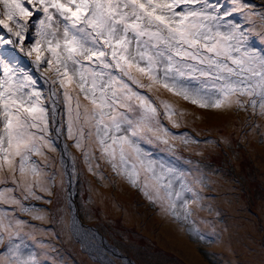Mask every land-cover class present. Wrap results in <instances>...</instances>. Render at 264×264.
Here are the masks:
<instances>
[{
    "label": "snow or ice",
    "instance_id": "obj_1",
    "mask_svg": "<svg viewBox=\"0 0 264 264\" xmlns=\"http://www.w3.org/2000/svg\"><path fill=\"white\" fill-rule=\"evenodd\" d=\"M193 109L243 113L240 131L264 144V0H0V264H67L53 255L63 238L95 246L64 195L85 172L204 241L214 170L182 153L231 139H200L219 129ZM207 242L221 243L215 228Z\"/></svg>",
    "mask_w": 264,
    "mask_h": 264
},
{
    "label": "rangeland",
    "instance_id": "obj_2",
    "mask_svg": "<svg viewBox=\"0 0 264 264\" xmlns=\"http://www.w3.org/2000/svg\"><path fill=\"white\" fill-rule=\"evenodd\" d=\"M252 2L259 5L260 0H252ZM165 98L173 100L180 106H187L182 100H177L167 94H165ZM193 110L202 112L198 109ZM202 114L209 117L206 121L207 126L213 128V125L216 124L220 132H202L200 139L214 138L219 135L228 136L231 139L230 146L221 145V148L214 152L205 149L203 157L182 153L185 158L192 159L194 163L199 161L202 166L210 165L211 170H214L213 178L217 177L221 184H224L218 188L212 185L204 193L206 197H214V199L204 201L206 206L211 205L213 211L209 212L206 207L196 219L195 226L206 234L204 241L189 234L187 231L189 225H177L170 218L157 214L156 210L149 205L139 191L131 188L125 182H120L121 187L124 188V193L120 194L125 199L130 196L128 201L136 207L134 211H144L147 219H132L127 224L118 211L111 215L106 212L107 215L103 216L96 211V209L102 208L99 199L103 195L116 202L118 195L116 186L103 187L96 178L91 177L86 172L80 176L79 180L73 179L76 191L75 200L83 227L92 230L95 234L97 233L109 247L130 258L134 264H189L170 248L155 244V238L145 229L148 219L152 222V228H160L163 221L168 223L169 220L175 228L174 231L183 236L187 247L190 245L201 256L202 264H249V262L258 264L254 259L239 255L238 246L229 247L224 251L215 249V242H207L208 239L212 238L213 228L219 233L220 240H223L227 235H231V237L240 235L242 237L243 234H247L251 230L252 236H256L258 246L260 245L259 249L264 254V144L260 143L261 130L258 129L255 135H248L245 138L244 132L250 131V129L245 127L243 131H240L243 113L228 116L217 115L212 112H202ZM227 123L232 126L228 130H223L222 125ZM195 127L204 128L205 124L197 123ZM189 131H192L191 127H189ZM192 134L195 135L194 132ZM71 143L68 141L69 145ZM69 151L79 157V153L75 149L70 147ZM159 155L168 158L167 154L161 153ZM56 167H59L58 158ZM76 168L78 171L84 170V163L81 159H77ZM106 171L109 176L112 175L110 170ZM89 180L92 181L93 186L98 191H90ZM64 195L67 197V191ZM90 195L94 201L90 205L92 209L91 218L83 210L84 203ZM154 217L157 218L153 220ZM201 221H206V223ZM230 227L234 228L232 232L228 230ZM149 230L151 229L149 228ZM97 242L98 240L95 238L94 244L98 245L99 248L102 247ZM53 243L58 250L53 255L60 260L67 261V264H96L98 261L87 253L86 248L82 250L81 245L75 240L68 241L67 238H63L53 241ZM251 249H258V247ZM209 253H216V255L210 256ZM249 253L254 254L256 252L250 250ZM93 255L97 257L95 253ZM112 259L115 264H123L122 260L118 258L113 257Z\"/></svg>",
    "mask_w": 264,
    "mask_h": 264
},
{
    "label": "bare ground",
    "instance_id": "obj_3",
    "mask_svg": "<svg viewBox=\"0 0 264 264\" xmlns=\"http://www.w3.org/2000/svg\"><path fill=\"white\" fill-rule=\"evenodd\" d=\"M39 83L42 85L43 81H39ZM224 125L225 124L222 125L223 130H228L232 126L231 124H228V123H227V125H229L228 127H224ZM213 126H214L213 129H218L217 128L218 126H216V124H214ZM213 132H220V131H213ZM213 181H214L213 186H216L217 188L224 185V184H221V181L217 177H214ZM115 189L117 190V194H118L116 202H114L113 200H110L108 197H105L103 195L99 199V203L105 212L111 215L115 211H118L120 214H122V219L127 224L132 219H136V220L147 219L146 213L144 211H138V212L134 211L136 210V207L133 206L132 202L128 201L130 200V196L128 199L126 198L127 199L126 200L120 194V193H124V188L121 187L120 183H119V186L118 187L116 186ZM75 203H76V200H75ZM118 207L119 209H117ZM156 218L157 217H154L153 220H155ZM152 226L153 225H152L151 220L148 219L146 222L145 229L150 235H152L155 238V244H159L161 246L170 248L171 250L176 252L181 258L186 260V262H188L189 264H202L201 256L197 254V252L194 249H192L190 245H188L187 247V243L183 239V236L174 231L175 228L172 226L169 220H168V223L163 221L161 223L160 228H154V227L152 228ZM250 227H252L251 224H250ZM149 228L151 230H149ZM228 230L229 232H232L234 228L230 227ZM243 235L244 236L242 237H240V235L236 237H233V236L231 237V235L229 236L227 235L223 240H221L220 244L215 245V249H217L218 251H224L228 249L229 247L238 246V250L240 251L238 252L239 255L249 257L250 259H254L256 262H258V264H260L261 259H264V254H262L263 251L259 249L260 245L258 246L257 240L255 238L256 236H252L251 230H249L247 234H243ZM252 247H255V248L258 247V249H251ZM86 249L87 251H89L88 248ZM101 250H103V247L101 248ZM250 250H253L256 253L254 254L249 253ZM129 260L133 262L130 258Z\"/></svg>",
    "mask_w": 264,
    "mask_h": 264
},
{
    "label": "water",
    "instance_id": "obj_4",
    "mask_svg": "<svg viewBox=\"0 0 264 264\" xmlns=\"http://www.w3.org/2000/svg\"><path fill=\"white\" fill-rule=\"evenodd\" d=\"M69 164H71L70 160H69ZM69 173H71V168H69ZM68 181H69V177L66 176L65 182H66V187H67V193H68V195L71 194L70 202L73 206L74 214H76V213H78V211H77V206L75 203L76 191H75V187H74V182H73V179L71 180L70 183ZM78 218H79V215H78ZM79 220H80V218H79ZM95 238L98 240L97 243H100L103 247V250H101L102 247L99 248L98 245L94 244L95 245L94 247L88 248L89 251H87V253H89L90 256H93V258L95 260L102 262V264H115L111 258V256H112V257H116V258H119L120 260H122L123 264H134L133 262H131L129 260V258L127 256H124L123 254H121L118 251L114 250L113 248L109 247L106 244L105 240L103 238H101L97 233L95 234ZM92 251H94L97 254V257H95L93 255L94 252H92Z\"/></svg>",
    "mask_w": 264,
    "mask_h": 264
}]
</instances>
